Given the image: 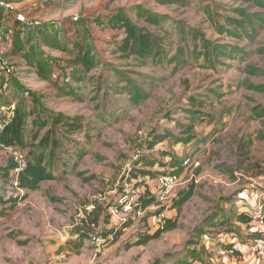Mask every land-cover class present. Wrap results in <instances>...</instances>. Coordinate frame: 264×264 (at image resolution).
Instances as JSON below:
<instances>
[{
    "label": "rangeland",
    "instance_id": "374dc122",
    "mask_svg": "<svg viewBox=\"0 0 264 264\" xmlns=\"http://www.w3.org/2000/svg\"><path fill=\"white\" fill-rule=\"evenodd\" d=\"M31 1L0 10L19 17L2 20L0 135L17 111L24 112V144L0 147V166L46 150L44 163L54 178L14 206L0 202V264L221 263L204 237L237 227V193L254 190L244 182L264 176V139L258 136L264 117L253 112L264 105V92L246 87L264 83V53L258 52L264 22L252 28L234 23L243 19L241 10L256 20L264 8L255 0ZM118 12L150 35V56L139 54L133 41L124 43L125 29L108 24ZM44 26L58 35L59 48L38 40ZM16 34L23 37L21 53H13ZM79 53L94 66L75 59ZM250 67L259 72L249 74ZM188 137V144L176 143ZM146 155L156 166L138 168ZM173 155L185 163L181 182L161 199L155 178L173 171ZM15 184L0 169V197L25 192ZM190 189L189 200L177 207ZM132 195L144 205L151 195L155 200L142 204L139 214L122 205L114 215L118 201ZM92 205L101 209L95 227L88 218ZM160 212L174 227L134 243L161 224ZM122 223L129 224L110 243L114 235L106 233ZM96 236L106 241L96 246Z\"/></svg>",
    "mask_w": 264,
    "mask_h": 264
},
{
    "label": "trees",
    "instance_id": "16d2710c",
    "mask_svg": "<svg viewBox=\"0 0 264 264\" xmlns=\"http://www.w3.org/2000/svg\"><path fill=\"white\" fill-rule=\"evenodd\" d=\"M8 1L15 4V3H20L26 0H8ZM255 2L257 3V6L264 8V0H255ZM0 10L4 11V9H0ZM1 11H0V36L3 31V27H2L3 16H2ZM120 11H123V10H120ZM240 12L243 15V19L242 20L234 19V23L243 25V22H246L252 28V26L254 25V22L259 21L260 24L264 22V14L255 15L256 20H254L251 18V15L249 13H246L243 10H241ZM131 20L132 19L126 13L118 12L108 18V24L118 30L125 29L126 37L124 38V43L128 44L129 42L133 41L134 47L139 48V52H138L139 54L145 53V55L150 56L153 50L152 45L150 43V40H151L150 35L144 34L142 32H137ZM40 26L41 25H35L34 27L37 28ZM140 31H142V29ZM37 34L38 36L37 35L36 36L38 40H40V42H42L44 46H48L53 49L59 48L60 42L58 39V35H56L55 33L48 32L47 26H44L42 29L41 28L38 29ZM203 40L205 43L204 46L206 47L208 44V41L205 39ZM12 41H13L12 42L13 53H21L24 50L23 37H21L19 34H16L15 37L13 36ZM258 52L264 53V45L258 49ZM75 59L82 60L85 67L92 68L94 66L93 65L94 61H90V57H87V55H84L82 58L81 53H79L76 55ZM247 72L251 75H255L259 72V69L257 67H250V68H247ZM127 86L128 85H125V90H127ZM246 87L255 92H264V83L263 84L247 83ZM137 92L138 91L136 89L135 93ZM30 96H32L34 100L36 99L35 98L36 95L33 92L30 93ZM253 112L256 113L254 114L256 117H264V105H256L255 107H253ZM23 115H24V112L17 111V114H15V116L9 121V123H7L4 126L3 130H1L2 135H0V147H19V146L21 147V145L24 144V141H23L24 117ZM34 122L39 127H42L45 124L43 120L41 121L34 120ZM258 136L261 139H264V131H260L258 133ZM167 137H168V134L158 135L154 143H151L150 148L153 147L154 145H158L159 142L165 140ZM192 139L193 137H188L186 139L179 138V139H176V143L178 142L188 143ZM45 152L46 150L32 152L30 154L31 156L30 158H28V153H26L25 166L19 172H15V167L17 166V163L13 160V158H11L8 164L5 165L4 167L0 166V169H2V174L4 177L8 178L9 184H13L15 182L19 188L25 190V192L15 194L17 195V197H12L15 195H12L11 193V196L9 197L8 200H5L2 197H0L1 203H5L8 201L12 203V206H14V204L17 202L16 200H18L19 202L20 199L23 200L27 197V192L38 189L42 182L47 181V180H52L54 178L52 171H50L48 166H46L44 163ZM146 156H149V157H142V158L139 157L140 160L138 159L137 163L141 162L145 165L150 166V165H153L155 161L157 162L155 157H150L152 155H146ZM148 158H151L152 160H149ZM171 162H172L171 168L173 170L171 173L180 175V173L183 171L184 166H185L184 161L182 159H179L177 156L173 155V157L171 156ZM130 180L134 181L132 178ZM15 188L16 190H18L17 187ZM191 195H192L191 189L184 192L183 195L180 197V199L176 202V206L181 207L182 204H184L187 200H189ZM147 198L148 197L143 198V200ZM153 200H155V198L153 195H151L150 198L145 200L144 202L145 205L142 203L143 207H145L147 204L151 202L153 203ZM96 210L97 209L94 206L93 210L88 215V218L90 216L92 217V219H90V222L93 225L92 227L98 226L100 212L98 213ZM238 218H239L238 220L241 222H248L251 219V217L245 214L239 215ZM262 220H264V217L262 218ZM127 224L129 223H122V225L118 227L116 226L114 227V229H110V231L106 234L107 235L109 234L110 236L114 235V238L112 239L114 241L122 233V229L126 227ZM173 227H174V223H170L169 218H167L166 222L164 223L162 227H156L152 232L145 233L141 238L137 239V241H135L134 243H136L137 245L146 244L148 240L157 238L162 232L170 230ZM76 244H78V242H76ZM126 247H128V245Z\"/></svg>",
    "mask_w": 264,
    "mask_h": 264
},
{
    "label": "crops",
    "instance_id": "0c3cea01",
    "mask_svg": "<svg viewBox=\"0 0 264 264\" xmlns=\"http://www.w3.org/2000/svg\"><path fill=\"white\" fill-rule=\"evenodd\" d=\"M31 0H26L25 2H20L18 4H15L19 6V4H31ZM4 20H6V23L9 24V22H17V18L12 20L10 17H8L10 20L8 22V18L4 17ZM3 26V25H2ZM191 142V141H190ZM188 144V143H186ZM156 161L153 163V165H150L152 167L156 166ZM143 164L141 162L137 163L136 166L139 168V165ZM143 167H147L148 165L143 164ZM54 176V175H53ZM258 178H260L258 176ZM261 181L254 180L255 183H253V179L249 178L250 181L244 182L246 185L251 186L254 190L247 189L242 190L241 192H238V197L240 199V203L238 201V205H241L240 209V214H245L249 217H251L250 221L248 222H241L238 220L237 227H235L232 231H224V232H219L216 234V237H209L205 235L204 240L210 241L212 245V250H214L213 255L216 261L221 260V263L217 264H264V260H260L259 262H251L245 259H242L240 254L241 252L239 251H231V245L228 244L229 240H235V239H240L244 237L251 236L255 233L256 230H262L263 231V236H264V220L261 219L260 217V212L262 210H259V204L264 205V176L261 177ZM212 182L214 181V178L210 179ZM151 183L155 185L154 178L151 179ZM258 181V182H256ZM152 186V185H151ZM147 204L146 206H149ZM1 207L5 206V204L0 205ZM145 206V207H146ZM96 211L99 214V217L101 216V209L99 206L96 207ZM99 224V223H98ZM125 228V227H124ZM122 229L124 231L125 229ZM242 236V237H241ZM109 241L110 243L115 242L116 240ZM137 240V238H136ZM217 245V246H216ZM243 245H240V249L243 250ZM195 264V263H194Z\"/></svg>",
    "mask_w": 264,
    "mask_h": 264
},
{
    "label": "built area",
    "instance_id": "2783aa9c",
    "mask_svg": "<svg viewBox=\"0 0 264 264\" xmlns=\"http://www.w3.org/2000/svg\"><path fill=\"white\" fill-rule=\"evenodd\" d=\"M13 3L9 2L8 0H0V8L4 10H9L12 8ZM34 25L40 24L37 20L31 22ZM13 160L17 163V166L15 167V172H19L26 163V159L22 156H13ZM181 175V174H180ZM173 174L171 172L167 173H160L156 176L155 181L157 182V185L159 186V195L161 199H163V195L169 193L171 190L174 189L175 186L180 184L181 182V176ZM17 185V184H15ZM142 200V199H141ZM139 201L138 197L136 195H132L130 197H125L124 199H120L118 201V205L113 208L112 213L115 215L118 211L119 206H124L125 212L129 211L131 208H136L137 213L139 214L142 211V201ZM141 203V204H140ZM259 210H262L260 212L261 219L264 217V205L259 204ZM94 208L92 205L91 210ZM157 223H161L160 225L156 227H162L165 223V215L164 213L160 212L157 217ZM77 224V222H76ZM105 237H93V241L96 244V246H100L104 241ZM229 245H231L230 250L231 251H239L241 252L240 256L242 259L251 261V262H259L260 260H264V236L262 230H256L255 233L247 238L246 240L242 239H230L228 242ZM243 245V250L240 249V245Z\"/></svg>",
    "mask_w": 264,
    "mask_h": 264
}]
</instances>
